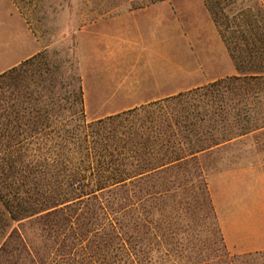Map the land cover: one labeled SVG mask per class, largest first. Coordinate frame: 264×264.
Here are the masks:
<instances>
[{
    "label": "trees",
    "instance_id": "16d2710c",
    "mask_svg": "<svg viewBox=\"0 0 264 264\" xmlns=\"http://www.w3.org/2000/svg\"><path fill=\"white\" fill-rule=\"evenodd\" d=\"M203 2L237 75L93 122L81 119L78 137L64 131L55 143L60 150L41 159L26 154L28 139L49 134L51 124L28 135L34 124L0 115V264H238L247 257L230 255L224 244L208 256L186 252L187 206L151 200L168 190V173L229 140L200 129L215 121L212 105L264 74V60L252 56L260 38L251 37L248 12H235V0ZM37 56L0 74V90L16 82L20 92L23 67ZM75 99L71 116L82 117L80 85ZM208 106V113L198 110Z\"/></svg>",
    "mask_w": 264,
    "mask_h": 264
},
{
    "label": "rangeland",
    "instance_id": "374dc122",
    "mask_svg": "<svg viewBox=\"0 0 264 264\" xmlns=\"http://www.w3.org/2000/svg\"><path fill=\"white\" fill-rule=\"evenodd\" d=\"M13 1L43 46L23 67L20 92L16 82L0 90V115L5 113L11 124L15 117L34 124L29 131L40 130L41 122L51 124L49 134L28 139L32 143L26 154L39 159L60 150L55 143L64 131L78 137L81 119L93 122L238 74L203 0ZM230 6L248 12L251 37L260 38L252 56L264 60V0H235ZM77 85L84 115L78 118L71 116L78 108ZM222 96L212 105L215 121L204 122L200 129L206 136L229 140L201 153L188 167L168 173V190L151 200L187 206L182 212L189 240L183 245L186 252L208 256L219 253L224 244L232 256L248 254L238 264H264V249L243 252L227 245L210 187L212 176L230 169L253 167L256 176L262 174L264 74ZM246 175L251 182L254 174ZM138 191L144 194L146 189ZM256 201L247 205L248 211L264 216V200ZM224 206L229 209L228 200ZM236 233L244 242L257 236L251 230ZM261 236L264 240V231Z\"/></svg>",
    "mask_w": 264,
    "mask_h": 264
},
{
    "label": "crops",
    "instance_id": "0c3cea01",
    "mask_svg": "<svg viewBox=\"0 0 264 264\" xmlns=\"http://www.w3.org/2000/svg\"><path fill=\"white\" fill-rule=\"evenodd\" d=\"M42 46L15 2L0 0V74L34 56ZM248 173L254 174L251 182L247 180ZM256 173L253 167L230 169L212 176L210 184L211 199L225 241L228 246L243 252L264 249V240L261 239L264 216L259 212H249L247 208L250 203H257L256 200H264V168L260 176H256ZM224 184L228 185L227 189H224ZM227 200L228 210L224 206ZM240 230H251L257 236L248 242L241 241L236 235Z\"/></svg>",
    "mask_w": 264,
    "mask_h": 264
}]
</instances>
